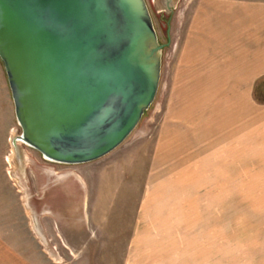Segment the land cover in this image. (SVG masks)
I'll use <instances>...</instances> for the list:
<instances>
[{
    "label": "rangeland",
    "instance_id": "374dc122",
    "mask_svg": "<svg viewBox=\"0 0 264 264\" xmlns=\"http://www.w3.org/2000/svg\"><path fill=\"white\" fill-rule=\"evenodd\" d=\"M147 2L164 45L158 90L136 128L106 156L60 165L22 145L21 168L12 160L10 143L11 134L21 129L9 88L0 91V264L139 260L138 249L129 254L139 231L134 228L140 215L136 203L151 189L173 195L193 192L199 200L223 196L217 198L222 207L203 212L225 217V264H264V114L257 116L264 111V73L242 88H247L242 98L248 100L234 107L235 119H226L234 112L218 94L209 101H190V87L178 84L176 75L177 38L169 24L160 25ZM194 110L202 117L211 112L212 129L228 133L221 149L204 148L199 140L204 120L191 116Z\"/></svg>",
    "mask_w": 264,
    "mask_h": 264
},
{
    "label": "water",
    "instance_id": "95a60500",
    "mask_svg": "<svg viewBox=\"0 0 264 264\" xmlns=\"http://www.w3.org/2000/svg\"><path fill=\"white\" fill-rule=\"evenodd\" d=\"M169 18L178 0H150ZM147 0H0V62L22 145L79 165L116 149L155 99L162 51Z\"/></svg>",
    "mask_w": 264,
    "mask_h": 264
},
{
    "label": "crops",
    "instance_id": "0c3cea01",
    "mask_svg": "<svg viewBox=\"0 0 264 264\" xmlns=\"http://www.w3.org/2000/svg\"><path fill=\"white\" fill-rule=\"evenodd\" d=\"M159 20L162 27L169 24L171 35L177 38L176 75L180 78L178 84L190 87V101L201 103L218 94L221 96L218 100L229 103L227 107L232 112L239 101L247 103L248 99L242 96L246 98L248 91L242 88L253 85L264 73V0H178L171 16H160ZM4 74L0 62V91L8 87ZM199 111H191V116L204 120L199 140L203 146L221 149L228 133L212 129L215 120H210L211 112L203 113L202 117ZM262 114L264 111L257 116ZM235 116L234 112L226 119ZM253 123L258 126L259 120ZM190 193L193 192L164 194L155 189L143 193V199L136 203L140 215L134 228L139 231L129 250L130 254L133 248L134 254L138 249L139 260L126 258L125 264L226 263L225 217L203 212L222 207L223 201L217 198L223 196L205 195L208 200H199Z\"/></svg>",
    "mask_w": 264,
    "mask_h": 264
}]
</instances>
